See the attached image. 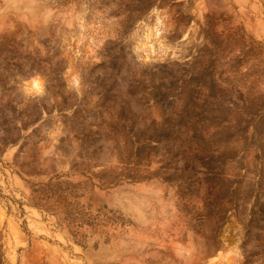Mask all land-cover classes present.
I'll use <instances>...</instances> for the list:
<instances>
[{
	"label": "rangeland",
	"instance_id": "1",
	"mask_svg": "<svg viewBox=\"0 0 264 264\" xmlns=\"http://www.w3.org/2000/svg\"><path fill=\"white\" fill-rule=\"evenodd\" d=\"M0 264H264V0H0Z\"/></svg>",
	"mask_w": 264,
	"mask_h": 264
}]
</instances>
